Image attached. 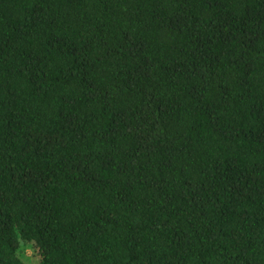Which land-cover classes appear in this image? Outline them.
Returning <instances> with one entry per match:
<instances>
[{
	"label": "trees",
	"instance_id": "1",
	"mask_svg": "<svg viewBox=\"0 0 264 264\" xmlns=\"http://www.w3.org/2000/svg\"><path fill=\"white\" fill-rule=\"evenodd\" d=\"M0 264H264V0H0Z\"/></svg>",
	"mask_w": 264,
	"mask_h": 264
},
{
	"label": "rangeland",
	"instance_id": "2",
	"mask_svg": "<svg viewBox=\"0 0 264 264\" xmlns=\"http://www.w3.org/2000/svg\"><path fill=\"white\" fill-rule=\"evenodd\" d=\"M24 253L26 254V256L30 257L31 256V250L29 248L24 249Z\"/></svg>",
	"mask_w": 264,
	"mask_h": 264
}]
</instances>
